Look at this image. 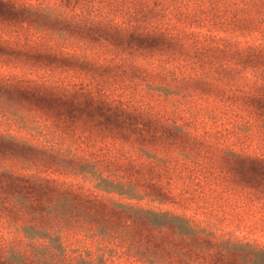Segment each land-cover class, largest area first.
I'll list each match as a JSON object with an SVG mask.
<instances>
[{
    "label": "rangeland",
    "instance_id": "obj_1",
    "mask_svg": "<svg viewBox=\"0 0 264 264\" xmlns=\"http://www.w3.org/2000/svg\"><path fill=\"white\" fill-rule=\"evenodd\" d=\"M78 1L82 4L80 7ZM0 2L6 3L0 6V136L8 134L26 142L36 139L46 142V136L60 128L62 118L57 116H67L71 110L64 113L49 106L56 103L52 95L59 94L64 83L71 80L74 72L68 68L77 67L76 76L87 86L95 87L96 92L102 85L121 95L122 100L129 97L132 100V91L137 86V98L143 95L154 102L161 101L157 109L163 112L165 126L163 183L166 190L172 188L169 181L181 186L172 190V198L163 208H180L179 221L183 223L212 226L216 229L214 238L220 235L221 226L227 228L229 222L235 227L227 229L228 233L235 231L242 245L257 247L258 242H264V213L246 205L250 203L244 200L242 185L233 180V184L228 185L230 179L226 175L228 157L264 158V31H261L264 19L255 9L245 11L234 26L230 23L226 33L210 34L206 28L196 25L187 31L180 29L178 37L169 41L164 37L147 38L141 31L132 36L127 23L122 26L126 32H120L115 27L120 21L115 6L100 13L85 0ZM115 2L118 4L120 0ZM160 16L156 12L150 20ZM138 45L145 47L137 48ZM145 50L149 56L143 52ZM71 52L78 58L86 56L96 60L122 56L127 64L101 72L90 63L82 73L84 66L74 60L57 58ZM130 58L145 65L160 61V74L152 76L144 68L133 67L129 64ZM117 86L125 87L126 91L115 90ZM32 93L44 95L26 100ZM37 108L42 111H36ZM94 113L97 114L95 110ZM93 134L95 136V130ZM130 137L140 145L149 141L148 137L137 140ZM19 152L27 154V159L0 154V168L6 165L15 172L35 174L56 172L54 178L80 190L89 184L79 180V176H83L94 186L93 191L97 190L98 177H88L87 173L88 166H92L94 174L100 168L96 147L92 149V160L86 162V157L78 156L64 160V164L49 158L30 161L28 158L33 153ZM187 161L192 162L187 164L192 170H202L206 175L219 171L221 180L228 179L227 184L216 188L198 186V178L184 166ZM102 172L110 183L112 174ZM230 193L235 194L234 197H230ZM1 201L0 226L3 222H12L17 228L12 237L16 244L14 249H0L4 264H149L152 259L156 264H163L164 254L136 249L140 240L135 232L127 239L132 249L125 253L36 250L33 208L27 207L24 211L19 208L20 213L11 211ZM71 226L78 231L76 225ZM3 237L0 233V240ZM145 243L151 247L164 246L166 241L155 238Z\"/></svg>",
    "mask_w": 264,
    "mask_h": 264
},
{
    "label": "trees",
    "instance_id": "obj_2",
    "mask_svg": "<svg viewBox=\"0 0 264 264\" xmlns=\"http://www.w3.org/2000/svg\"><path fill=\"white\" fill-rule=\"evenodd\" d=\"M85 2L90 4V8L96 7L95 10L100 13L106 11L107 7H117L116 14L120 21L115 27L122 33L126 32L122 26L127 23L132 36L141 31L147 38L164 37L169 41L178 37L180 29L187 31L196 25L206 28L210 34L226 33L230 23L233 22L234 26L248 9H255L258 16L264 19V0H120L118 4L115 0ZM77 5L80 7L82 4L78 1ZM0 6H6V3L0 2ZM156 12L161 16L150 20V16ZM197 21L199 24H195ZM140 47L145 46H137ZM143 52L149 56L148 51ZM57 58L74 60V63L85 67L80 70L82 73L87 69L86 64L90 63L101 69V72L113 67L122 68L127 64L122 56L96 60L86 56L78 58L71 52ZM129 64L137 69L144 68L152 76L160 74V61L145 65L130 58ZM76 69L68 68V71L74 72L70 75L71 80L64 83L59 94L52 95L55 96L56 105L48 104L60 112L71 110L67 116H57L62 118L59 120L60 128L48 134L46 142L38 139L26 142L8 134L0 136V154L27 159V154L19 152L25 150L26 153H33L28 158L30 161L49 158L64 164V160L81 156L86 157L87 162L92 160V149H97L96 161L100 170L94 174L91 172L92 166L87 167L88 177L95 175L99 178L96 191L83 176H79V180H86L89 184L80 190L54 178L56 172L35 174L15 172L6 165L0 168L1 202L6 203L4 205L11 211L20 213L27 207L33 208L36 250H107L125 253L132 249L127 239L135 232L140 240L136 249L164 254L161 259L163 264H264V242H258L257 247L242 245L237 241L240 236L235 231L228 233L227 229L235 227V224L227 222L229 226H221L218 230L220 235L214 238L216 229L212 226L191 225L188 221L183 223L179 221L180 208H163L164 204L170 202L167 201L172 198V190L181 186L169 181L172 188L166 190L163 183L161 169L164 166L162 142L165 126L163 112L157 109L161 101L154 102L151 97L143 95L137 98V86L132 91V98L141 102L130 97L129 100H122L124 98L121 95L102 85L100 91L96 92L95 87L87 86L81 77L76 76ZM115 90L126 91V88L117 86ZM42 95L32 93L30 98L26 96L25 99ZM35 110L42 111L39 108ZM130 135L136 140L148 137L149 141L140 145ZM61 153H64L63 157L58 156ZM188 163L192 162L187 161L184 166ZM228 165L226 175H229L230 182L228 179L221 180V173L217 170L206 175L202 170H192L189 165L186 167L190 174L198 178V186L216 188L225 186L227 182L228 185L240 183L244 200L250 203L246 205L264 213V158L228 157ZM102 171L112 174L110 183ZM151 171L154 174H150ZM179 178L182 179L181 175ZM197 192L202 193L201 190ZM234 195L230 193V197ZM71 224L76 225L78 231L71 228ZM16 229L12 222H3L0 226V233L4 235L0 240L1 250L14 249L16 244L12 237ZM155 238L165 240L166 244L151 247L145 243ZM0 264H4V259H0ZM149 264H156V260L152 259Z\"/></svg>",
    "mask_w": 264,
    "mask_h": 264
}]
</instances>
